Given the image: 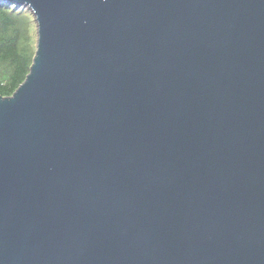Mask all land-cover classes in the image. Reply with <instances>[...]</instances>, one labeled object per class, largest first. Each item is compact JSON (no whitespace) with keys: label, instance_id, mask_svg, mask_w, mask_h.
Here are the masks:
<instances>
[{"label":"water","instance_id":"water-1","mask_svg":"<svg viewBox=\"0 0 264 264\" xmlns=\"http://www.w3.org/2000/svg\"><path fill=\"white\" fill-rule=\"evenodd\" d=\"M0 1V264H264V0Z\"/></svg>","mask_w":264,"mask_h":264},{"label":"trees","instance_id":"trees-1","mask_svg":"<svg viewBox=\"0 0 264 264\" xmlns=\"http://www.w3.org/2000/svg\"><path fill=\"white\" fill-rule=\"evenodd\" d=\"M36 25L29 9L0 1V95H11L29 72Z\"/></svg>","mask_w":264,"mask_h":264},{"label":"rangeland","instance_id":"rangeland-1","mask_svg":"<svg viewBox=\"0 0 264 264\" xmlns=\"http://www.w3.org/2000/svg\"><path fill=\"white\" fill-rule=\"evenodd\" d=\"M11 5H14V4H12V3L9 4V3H8V6H11ZM20 7H24L25 9H28L26 6H18V7H16V8H20Z\"/></svg>","mask_w":264,"mask_h":264}]
</instances>
